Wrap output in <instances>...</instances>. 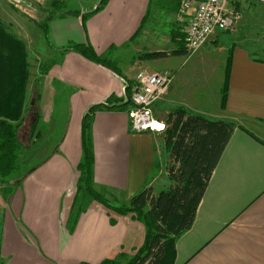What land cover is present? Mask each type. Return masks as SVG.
<instances>
[{
  "label": "crops",
  "instance_id": "crops-1",
  "mask_svg": "<svg viewBox=\"0 0 264 264\" xmlns=\"http://www.w3.org/2000/svg\"><path fill=\"white\" fill-rule=\"evenodd\" d=\"M46 1L50 0H22L17 8L0 0V23L5 29L27 47L37 40L45 51L43 56L48 59V54L52 61L49 69L27 80L23 116L25 121L30 115L31 121L23 123L20 134L32 146L27 155L22 153L23 161L8 177H0V264L125 263L142 246L145 229L132 214L120 215L89 201L74 215L82 120L87 115L97 190L110 193L106 196L114 202H126L144 188L158 193L172 185L164 133L132 132L131 107L124 111L108 109L125 103L126 81L75 51H63L69 43L89 45L113 65L128 60L119 72L133 85L134 70L162 72L149 64L174 58L176 63L164 71L173 70L175 80L154 104L153 117L158 119L164 113L166 118L174 108L183 107L190 115L236 124L193 224L176 238L174 264H264V4L228 0L227 10L239 18L230 34L222 74L212 80L207 70H200L201 59L211 62L206 54L210 48L188 62L182 60L186 55L171 54L179 44L185 49L183 25L177 18L180 0H107L97 11L94 9L100 0H90L60 12L51 0L53 10L39 12L36 4ZM168 3L173 6L172 47L168 52L149 50L145 38H154L157 12H167L171 8ZM30 10L34 16L27 14ZM19 12L36 23L25 24ZM51 14L54 17L47 23L50 48L36 24L47 22ZM151 52H165L167 56L139 59ZM134 57L137 59L133 61ZM228 58V89L222 107ZM109 98L117 101L109 103ZM98 105L104 108L89 113ZM59 111L68 112V120L63 135L55 138L58 120L54 114ZM19 141L24 143L23 138Z\"/></svg>",
  "mask_w": 264,
  "mask_h": 264
},
{
  "label": "trees",
  "instance_id": "trees-1",
  "mask_svg": "<svg viewBox=\"0 0 264 264\" xmlns=\"http://www.w3.org/2000/svg\"><path fill=\"white\" fill-rule=\"evenodd\" d=\"M106 1L103 0L99 8ZM53 5L59 11L64 3L63 0H54ZM53 15H49L47 22L36 24L43 31L50 48L47 23L53 19ZM62 50L75 51L121 76L127 83L125 94L127 99H130L133 83L127 80L115 65L97 56L89 45L69 43ZM171 54L186 55V52L183 45L179 44V49ZM166 56L165 52H151L140 55L139 59L150 61ZM27 65L24 44L0 23V177L3 179L13 172L21 153L30 149V146L24 147L18 139V130L24 121V99L29 75ZM229 69L230 58L227 59L225 70L222 107L227 95ZM114 101L117 100H108L109 103ZM129 107L131 102L114 105L108 109L124 111ZM102 108L103 105L94 106L89 113ZM165 124L163 139L169 153L167 172L172 185L158 193H154L152 188H144L128 201L112 205L106 191L102 188L97 190L94 186L89 115L82 120V158L77 165L79 177L73 202L74 215L81 213L89 201H97L117 214H132L145 229L143 244L131 259L125 263L106 260L100 264L175 263L176 238L193 224L211 175L236 127L231 121L209 120L200 115H190L183 107L171 110Z\"/></svg>",
  "mask_w": 264,
  "mask_h": 264
},
{
  "label": "built area",
  "instance_id": "built-area-1",
  "mask_svg": "<svg viewBox=\"0 0 264 264\" xmlns=\"http://www.w3.org/2000/svg\"><path fill=\"white\" fill-rule=\"evenodd\" d=\"M13 7L20 6V0H6ZM264 4V0H253ZM228 0H180L177 18L183 25L182 36L186 56L190 57L218 32L232 31L239 15L227 10ZM172 72L140 71L134 78V86L128 111L132 132L151 131L164 133V121L153 117V106L159 102L172 85Z\"/></svg>",
  "mask_w": 264,
  "mask_h": 264
},
{
  "label": "rangeland",
  "instance_id": "rangeland-1",
  "mask_svg": "<svg viewBox=\"0 0 264 264\" xmlns=\"http://www.w3.org/2000/svg\"><path fill=\"white\" fill-rule=\"evenodd\" d=\"M22 1V0H20ZM26 1V0H25ZM90 0H68L64 3V6H62L60 8V11H64L65 10V7L67 6H71V7H81L79 5H85L87 2H89ZM53 1H49V2H40L39 4H36L35 8L39 11V12H43V11H47V10H53L51 4H52ZM68 2V3H67ZM98 5V4H97ZM168 6L170 7L171 4L168 3ZM34 7V6H33ZM172 8L173 6H171L170 9L167 10V12L165 13H158V16L156 18V23L157 24H153V30L152 32L154 31L155 34H154V38H148L146 37L145 39L147 41H145V45H149L147 46L148 48L147 49H159V50H164V51H170V47H172V44H171V41H169V33H170V29L172 27V20H171V16L173 15L171 12H172ZM58 11V12H60ZM20 13V12H19ZM21 14V20L27 24L28 22L31 23L30 19L28 18L27 15L23 14V13H20ZM27 14H29L30 16H34L33 15V12L30 10L27 11ZM33 23H36L35 21H32ZM19 31L21 33H24L21 29H19ZM11 34V30L9 32ZM156 33L158 34V37H156ZM230 34H231V31H228V32H225V33H222V34H217L215 37L211 38L210 41L204 46H202L200 49H198L195 53H193L190 57H185V58H182V60H187L190 61L191 58H193L194 56H197L198 54L202 53L205 48H210V50H208V52L206 53L207 54V57L208 59L211 61V62H208L207 60H204V59H201V67H200V70L203 71V70H207V74L209 75V78L210 76L213 77L212 80H215L217 78V74H222V71H223V68H224V64H225V59L227 57V50L229 49L228 45H229V40H230ZM13 35V34H12ZM24 35V34H23ZM14 36V35H13ZM17 38V37H16ZM34 38V36H33ZM18 39V38H17ZM20 40V39H19ZM24 46H25V50H26V62H27V66H28V72H29V75L28 77L31 75V77H33L34 75H38L39 72H43V71H46L47 69L50 68V62L51 61V57L47 54V58L45 56H43V52L45 53L44 50H41L38 46V41H31V45L27 47L26 43L22 40H20ZM169 41V42H168ZM154 43V44H152ZM228 47V48H227ZM146 50V48H144ZM253 49V48H252ZM254 50V49H253ZM42 54V55H41ZM134 55V53H131L129 56L132 57ZM137 58L134 57L132 58V60H136ZM204 62H207L206 63V67H204ZM128 63V60H120V62H116L115 65L116 67L118 68V70L122 71L123 69H125V65ZM176 63V60L174 58H171L169 60H160V61H157V62H151L149 65L151 67H156L157 69H159L158 71H162L164 72V69L170 67V66H173L174 64ZM140 71H149V70H146V69H136L133 71V77L135 78L136 74ZM167 72H173L172 71H168L166 70ZM199 71V66L197 67V71ZM150 72V71H149ZM175 80V79H174ZM174 82V81H173ZM173 85V83H172ZM171 85V86H172ZM37 85H35L34 87H36ZM134 86V85H133ZM170 86V87H171ZM169 87V88H170ZM169 90V89H168ZM28 114V112L26 113V115ZM36 116L39 115L38 112L35 113ZM164 113L160 114L158 118V120H161V121H165L166 118L165 116L163 115ZM54 117L58 120V128L56 130V133L54 135L55 138L57 137H61V135H63L64 131H65V126L67 124V120H68V112H66V114H64L63 112L59 111V112H55L54 114ZM27 119V120H26ZM25 121H26V124L28 122L31 121V117L29 115L28 118L25 117ZM23 121V123L25 122ZM36 121H37V117H36ZM23 125V124H22ZM21 125L20 129L18 130V139L22 140L23 138V146L26 147L27 146H32V143L29 142L27 143V139L25 136H21V128H23V126ZM43 129V127H42ZM44 132V131H42ZM164 136V134H162ZM19 137H22V138H19ZM22 143V142H21ZM24 155H27V152L24 150ZM21 153V155H22ZM24 155L20 156L16 162V165L19 164V161H23V159L21 157H23ZM18 163V164H17ZM17 173H14V175H16ZM106 194H110L108 192H106ZM119 202V201H118ZM118 202H114L112 199H110V203L114 205V203H118ZM121 203V202H119ZM117 205V204H115Z\"/></svg>",
  "mask_w": 264,
  "mask_h": 264
},
{
  "label": "water",
  "instance_id": "water-1",
  "mask_svg": "<svg viewBox=\"0 0 264 264\" xmlns=\"http://www.w3.org/2000/svg\"><path fill=\"white\" fill-rule=\"evenodd\" d=\"M103 0H100L98 5L95 7L94 11H97L98 8L101 6ZM85 15V14H84ZM84 15H81V19H83ZM128 102V101H127ZM126 103V102H125Z\"/></svg>",
  "mask_w": 264,
  "mask_h": 264
}]
</instances>
